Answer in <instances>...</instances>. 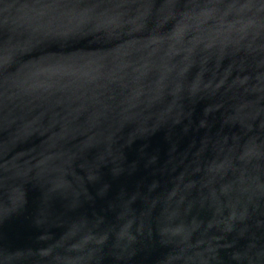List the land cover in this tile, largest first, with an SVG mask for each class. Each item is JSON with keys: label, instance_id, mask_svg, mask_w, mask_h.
<instances>
[{"label": "water", "instance_id": "water-1", "mask_svg": "<svg viewBox=\"0 0 264 264\" xmlns=\"http://www.w3.org/2000/svg\"><path fill=\"white\" fill-rule=\"evenodd\" d=\"M0 264H264V0H0Z\"/></svg>", "mask_w": 264, "mask_h": 264}]
</instances>
